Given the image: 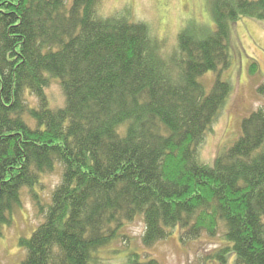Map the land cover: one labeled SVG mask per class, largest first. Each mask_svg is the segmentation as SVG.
Returning a JSON list of instances; mask_svg holds the SVG:
<instances>
[{"label":"trees","instance_id":"1","mask_svg":"<svg viewBox=\"0 0 264 264\" xmlns=\"http://www.w3.org/2000/svg\"><path fill=\"white\" fill-rule=\"evenodd\" d=\"M207 1L213 25L191 22L168 47L145 23L101 16L100 0H0V237L24 187L44 218L19 240L20 264H100L136 217L145 247L222 224L225 245L205 260L264 264V108L212 164L199 156L232 88V23L264 21V0ZM50 173L60 181L44 207L32 188Z\"/></svg>","mask_w":264,"mask_h":264},{"label":"rangeland","instance_id":"2","mask_svg":"<svg viewBox=\"0 0 264 264\" xmlns=\"http://www.w3.org/2000/svg\"><path fill=\"white\" fill-rule=\"evenodd\" d=\"M72 1L64 0L67 7ZM100 3V15H124L132 21L145 23L168 47L176 45L178 33L189 23L213 25L214 21L213 10L207 0H100ZM229 43L231 65L222 71L221 78L229 81L232 88L200 147V159L207 164H212L216 155L237 140L244 118L257 109L264 108V21L243 18L232 23ZM252 64H255L254 71ZM215 76L216 72H208L200 78L206 91L210 90ZM46 92L50 107L63 103V95L56 80H50ZM31 101L36 103L33 98ZM59 181L58 173H50L41 176L38 184L32 188L42 206H48L54 187ZM28 190L26 187L21 189V205L13 211L11 223L2 228L0 264L21 263L25 250L20 247L19 240L29 238L44 219L38 209L36 212L35 203ZM144 229L141 217L126 224L121 231L124 236L113 240L97 254L100 264H129L130 260L126 257L131 252L138 253L141 260L153 258L157 264H221L205 259L225 245L222 224L214 236L203 232L198 238L184 242L180 241L179 230L175 228L167 239L150 247L142 244ZM232 263L231 255L226 264Z\"/></svg>","mask_w":264,"mask_h":264}]
</instances>
